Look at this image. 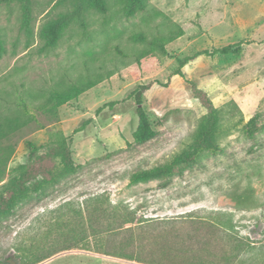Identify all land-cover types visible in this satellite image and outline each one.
<instances>
[{
  "label": "rangeland",
  "instance_id": "obj_1",
  "mask_svg": "<svg viewBox=\"0 0 264 264\" xmlns=\"http://www.w3.org/2000/svg\"><path fill=\"white\" fill-rule=\"evenodd\" d=\"M73 1L0 3V185L27 160L28 142H44L49 126L69 137L72 158L81 164L1 222L0 264H12L6 257L24 254L31 245L41 247L22 262L64 246L44 242L70 226L62 220L72 218L71 206L97 195L143 218H214L204 212H220L238 235L264 242V129L250 137L241 132L254 113L264 115V0H143L131 13L121 0H106V13L86 10V31L71 25L53 48L42 51L41 27L70 10ZM178 28L182 34L167 43L165 57L148 53L155 36ZM239 41V52L200 55L174 74L178 58ZM88 80L94 85L76 99L58 107L47 101L52 89ZM148 81L154 83L142 105L157 135L135 145L138 119L127 94ZM189 82L221 110L223 151L202 156L181 175L130 183L133 172L168 162L190 142L204 110ZM22 102L32 116L24 114ZM73 241L91 246L92 239ZM36 264L140 263L72 248Z\"/></svg>",
  "mask_w": 264,
  "mask_h": 264
},
{
  "label": "trees",
  "instance_id": "obj_2",
  "mask_svg": "<svg viewBox=\"0 0 264 264\" xmlns=\"http://www.w3.org/2000/svg\"><path fill=\"white\" fill-rule=\"evenodd\" d=\"M12 1L22 0H0V3ZM121 2L126 13L143 6V0H121ZM88 8L104 14L108 11L107 1L74 0L70 10L41 27L39 36L43 44L40 49L43 51L53 48L63 32L71 25L75 24L83 32L86 31L85 12ZM181 34L180 28L176 32L170 31L167 36L158 34L150 42L148 53L165 57L167 43ZM241 44L242 42L239 41L212 51L204 49L178 58L174 74H181V68L200 55L237 53ZM3 51L4 40L0 34V55ZM153 83V81L138 83L127 94L135 104L138 119L136 128L132 132L131 143L135 145L143 144L157 135V130L142 105L143 95ZM93 85L94 81L88 80L85 83L80 81L70 83L63 89H52L47 101L53 102L54 107H58L76 99L80 93ZM189 88L204 110L190 142L168 162L133 172L129 177L130 183L169 179L181 175L184 170L195 165L202 156L216 155L223 151L224 148L218 139L222 122L221 110L215 107L207 93L193 82H189ZM113 103L115 102L105 103L99 109ZM21 106L24 114L32 116L23 102ZM89 121L90 118L74 131H78ZM158 121H163V116L159 117ZM262 129H264V115L260 112L254 113L241 125V132L246 137ZM45 133L44 142L38 145L27 143V160L0 185V224L21 204L81 168V164L73 160L69 137L60 127L49 126ZM68 212L71 213L72 218L62 220V223L67 222L70 226H67L63 233L52 236L44 242V245H50L62 241L66 242L64 246L42 258L22 262L26 254L41 247L40 244H35L31 245L24 254L8 255L5 260L12 264L17 260L18 264H36L59 251L80 248L140 264H264V242L256 244L238 235L233 229L231 219L220 218V212H204L205 215L214 218H143L126 204L112 203L101 195L71 206ZM58 220L56 222H59ZM89 237L92 239L91 246L88 243L75 244L73 241Z\"/></svg>",
  "mask_w": 264,
  "mask_h": 264
},
{
  "label": "crops",
  "instance_id": "obj_3",
  "mask_svg": "<svg viewBox=\"0 0 264 264\" xmlns=\"http://www.w3.org/2000/svg\"><path fill=\"white\" fill-rule=\"evenodd\" d=\"M133 262H135V261H133Z\"/></svg>",
  "mask_w": 264,
  "mask_h": 264
}]
</instances>
